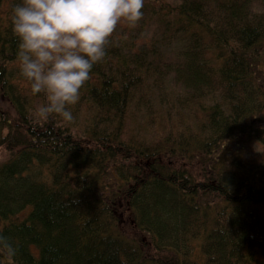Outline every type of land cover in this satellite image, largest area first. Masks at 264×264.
I'll return each mask as SVG.
<instances>
[{
    "label": "trees",
    "instance_id": "16d2710c",
    "mask_svg": "<svg viewBox=\"0 0 264 264\" xmlns=\"http://www.w3.org/2000/svg\"><path fill=\"white\" fill-rule=\"evenodd\" d=\"M17 2L0 0V264H264V11L145 0L66 122L33 115Z\"/></svg>",
    "mask_w": 264,
    "mask_h": 264
},
{
    "label": "clouds",
    "instance_id": "9594fccd",
    "mask_svg": "<svg viewBox=\"0 0 264 264\" xmlns=\"http://www.w3.org/2000/svg\"><path fill=\"white\" fill-rule=\"evenodd\" d=\"M144 0H18L11 9V27L18 38L16 57L32 95L45 103L33 110L39 121L58 115L74 119L70 105L91 70L105 56V45L121 21L135 25ZM0 255L11 261L16 248L0 235Z\"/></svg>",
    "mask_w": 264,
    "mask_h": 264
},
{
    "label": "rangeland",
    "instance_id": "374dc122",
    "mask_svg": "<svg viewBox=\"0 0 264 264\" xmlns=\"http://www.w3.org/2000/svg\"><path fill=\"white\" fill-rule=\"evenodd\" d=\"M145 1V0H144ZM166 1H171L173 3H176L177 0H166ZM214 4H212V8H214ZM252 13L255 14H259L262 13L264 11V7L262 5V0H253L252 5H251V10ZM129 23L127 21H121L120 23L117 24L113 34H121L123 33V28L128 26ZM117 36V35H116ZM173 88V93L171 94L172 96H169V102L165 103L166 106L165 107H175L178 108V104H175L174 102V98L175 97H181L185 98V96L187 95L186 91H183V86L181 85V83H174L172 81V79H170V88ZM219 99H221V96L217 93L213 96V98H209L207 99L204 103H206V105H209L211 102L219 101ZM223 101V100H222ZM142 120H144V116H142L141 114L133 116L129 122V129L135 133H137V135H139V133L141 132L143 135L147 134L145 129L142 128ZM150 138V137H149ZM260 149V147H255V149L253 150L252 154L256 155V151H258ZM233 150H239L238 148H236L235 146H232L228 151H226L225 155L227 157V159H230L232 157L231 152ZM247 150V149H246ZM245 151V150H244ZM249 157V154L246 156V158Z\"/></svg>",
    "mask_w": 264,
    "mask_h": 264
}]
</instances>
